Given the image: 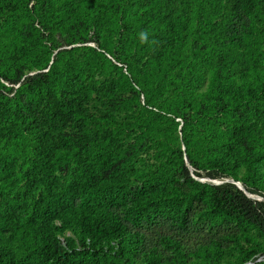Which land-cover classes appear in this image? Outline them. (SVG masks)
Instances as JSON below:
<instances>
[{"label":"trees","instance_id":"obj_1","mask_svg":"<svg viewBox=\"0 0 264 264\" xmlns=\"http://www.w3.org/2000/svg\"><path fill=\"white\" fill-rule=\"evenodd\" d=\"M0 264H264V0H0Z\"/></svg>","mask_w":264,"mask_h":264},{"label":"rangeland","instance_id":"obj_2","mask_svg":"<svg viewBox=\"0 0 264 264\" xmlns=\"http://www.w3.org/2000/svg\"><path fill=\"white\" fill-rule=\"evenodd\" d=\"M25 4H27V5H29V3L28 2H24ZM90 35H91V33H90ZM87 45H89V46H94V42L93 41H90V42H88L87 43ZM69 46H62V48H68ZM54 52V51H53ZM105 54L111 59V60H114V58H113V56L111 55V54H109V53H107V52H105ZM118 64V63H117ZM118 65H120V64H118ZM122 70H123V72H126L125 71V69H124V67L122 66ZM30 73H32V72H30ZM93 78L94 79H99L100 77H99V72L98 71H95V73H94V75H93ZM141 97V96H140ZM142 98V97H141ZM97 102H99V100L97 99ZM100 109H102L103 108V106H100L99 107ZM189 170H191V168L189 167ZM195 179H197V180H200V181H203V180H207L206 178H204V177H194ZM209 181H211L212 183H214V184H220V183H222V182H233V183H235L236 181L235 180H233V179H229V178H225V179H222V180H218V179H213V180H209ZM237 183V182H236ZM239 184V183H238ZM236 185V184H235ZM240 185V184H239ZM236 186H238V185H236ZM241 186V185H240ZM238 188V187H237ZM243 189V188H242ZM244 191V190H243ZM244 193L247 195V196H249V197H251V198H253V197H255V198H263V197H261V196H259V195H257V194H254V193H249V192H247V191H244ZM162 230L163 231H166V232H169V233H174V235H176L177 236V238L179 239V241H181V242H183L186 246H188V247H191V246H193L194 244H196L197 242H200L201 240H207L211 235H213V233L214 232H216V231H212V232H210V231H208V230H205V229H203V231H199V230H195V229H193V230H195V231H192V232H189V233H187L185 236H184V233H177V232H174V230L172 229V228H170V229H167V228H162ZM146 234H147V236L145 237L146 238V242H147V244L148 243H150V244H153V241L155 240V238H154V236H153V233H149V232H145ZM150 235V236H149ZM218 235V233L216 234V235H213V237H215V236H217ZM212 237V236H211ZM224 251H225V249H224ZM223 258L224 259H226V260H230V257H229V255H227V254H225L224 256H223ZM259 260H263L262 258H258Z\"/></svg>","mask_w":264,"mask_h":264},{"label":"water","instance_id":"obj_3","mask_svg":"<svg viewBox=\"0 0 264 264\" xmlns=\"http://www.w3.org/2000/svg\"><path fill=\"white\" fill-rule=\"evenodd\" d=\"M235 184L238 185L237 187H238L240 190H242V187L238 184V182H237V183L235 182ZM246 196H247V195H246ZM247 197H249V196H247ZM249 198H251V197H249ZM253 198H255V197H253ZM255 199H260V198H255Z\"/></svg>","mask_w":264,"mask_h":264}]
</instances>
